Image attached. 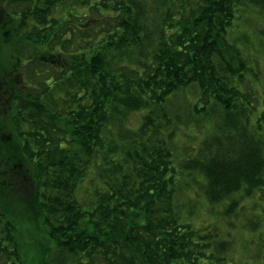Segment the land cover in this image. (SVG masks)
<instances>
[{"label": "trees", "instance_id": "1", "mask_svg": "<svg viewBox=\"0 0 264 264\" xmlns=\"http://www.w3.org/2000/svg\"><path fill=\"white\" fill-rule=\"evenodd\" d=\"M256 14L264 0H0V40L27 52L0 73V264H26L25 232L41 264H228L179 199L226 217L239 192L264 201V68L233 33L264 40Z\"/></svg>", "mask_w": 264, "mask_h": 264}, {"label": "rangeland", "instance_id": "2", "mask_svg": "<svg viewBox=\"0 0 264 264\" xmlns=\"http://www.w3.org/2000/svg\"><path fill=\"white\" fill-rule=\"evenodd\" d=\"M248 16L249 17L247 18L250 19V23H252L251 25L264 28V17L259 15H257L258 17L255 15H251L252 17L250 15ZM247 32L250 34L248 47L249 57L251 61L256 60L257 64L261 68H264V40L253 36L251 34V29L248 26H245L244 23H240L239 27L235 28L233 31L236 36ZM8 39L9 40L3 38L0 40L1 74L4 69L7 70V72L11 70L10 67L15 60L14 56H19L15 55L16 50L17 52L20 51L22 57L27 53L24 50L21 51L17 45L14 47L9 37ZM14 76L15 75H11V78H14ZM139 115V113L131 114L130 124L135 125L138 123L137 120ZM0 123L5 127V131L10 128L6 117L1 116ZM189 133L192 134L191 132ZM10 138L12 139L11 136ZM179 140L183 141L181 138ZM18 174V169L12 170L13 177H17ZM88 178L89 176L83 181L85 187H88ZM88 191H90L89 188L87 189V192ZM193 192H195V190L189 192L190 194L188 195L187 192H183L179 199V205L181 206L180 209L184 212H188V215L193 219L192 222L196 227L203 228V226L206 225L208 228L211 226V230L213 228L217 229L220 234L219 236L222 238V243H226V249L223 251L227 253L225 261L228 264H264V245L262 244V240H264V218L262 215L264 201L259 200L260 195L258 196V193L256 192L251 198H241L240 192L235 194L234 198L238 200L237 207L233 210L232 215L226 217L223 215V208L226 203L211 206L208 205L200 195H196V192L195 194ZM0 199V201L4 199L2 195L0 196ZM13 203L14 201L10 202V210L13 211L9 212L11 219L13 217L16 218L15 215H17V210H13ZM1 209L5 211L3 208ZM255 217L262 219L263 221L258 222L263 224L255 231L246 228V221ZM31 235L30 232H25L24 237L21 236L17 239L21 259L26 264H41L44 257V253L42 252H45V247L48 243L40 235L32 236L33 240L27 238V236Z\"/></svg>", "mask_w": 264, "mask_h": 264}]
</instances>
